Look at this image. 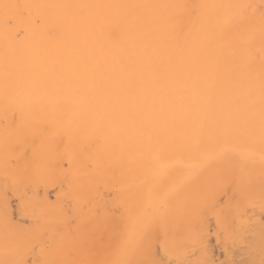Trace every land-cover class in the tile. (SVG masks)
Instances as JSON below:
<instances>
[{"label":"bare ground","instance_id":"1","mask_svg":"<svg viewBox=\"0 0 264 264\" xmlns=\"http://www.w3.org/2000/svg\"><path fill=\"white\" fill-rule=\"evenodd\" d=\"M259 1L0 0V109L29 112L0 146L18 205L24 196L44 207L70 195L96 201L110 189L126 210L130 264H212V221L228 264L238 254L227 247L239 244L247 257L235 264H264V214L251 213L264 211ZM11 208L2 209L26 211ZM21 214L14 229L0 223V264H69L61 250L71 227L44 216L52 228L36 220L34 229ZM113 217L87 225L107 226L100 243L107 231L116 237Z\"/></svg>","mask_w":264,"mask_h":264},{"label":"rangeland","instance_id":"2","mask_svg":"<svg viewBox=\"0 0 264 264\" xmlns=\"http://www.w3.org/2000/svg\"><path fill=\"white\" fill-rule=\"evenodd\" d=\"M255 6L258 8V7H260V6H262V8L259 10V11H263L264 10V0H260L259 2H257L256 4H255ZM17 107H15V109H14V107H12L11 108V111H10V108H2V109H0V126H4V130L1 132V134H4V138L2 137V138H0V146H1V142L3 141V139H4V141H7V142H12L13 141V139L11 138V136L9 135V133H7L8 132V130H11L12 131V129H16V126L18 125V124H20V119L22 118V116H24V115H22L21 116V113L24 111L23 109H16ZM15 110V111H13V110ZM26 112V115H28V113H27V111L25 110L24 111V113ZM14 113V114H13ZM23 114V113H22ZM25 115V116H26ZM12 117H14V118H12ZM7 133V134H6ZM2 147H0V149H1ZM8 164V165H7ZM6 166H8V168H10V170L6 167ZM5 168H7V169H5ZM7 170H9V172H11V173H15V171H14V169H13V165H10V162H7L6 160H5V158L3 157V155H2V152H0V175H3L0 179H2V178H4V176H6L5 177V179L7 180V181H5V182H1V185L3 186V188H2V186H1V190H3L5 187H6V189L3 191L4 193H6V191H7V193L5 194V195H9L10 193H11V195L10 196H8L9 198H5V197H7V196H4V194H3V196L4 197H2L1 198V196H0V200H1V202H2V206H4V202H5V206H6V203L9 205V209H7V207H6V209L4 208V207H1V205H0V208H1V210H0V212L1 213H3L4 212V210H10V208H11V206L15 209V207L17 208V207H19L20 208V210H22L23 209V207H25L24 208V210H26V211H24V212H22V211H20L19 209H17V210H19L20 211V213L17 211L16 213L14 212L15 210H13V208H11L12 210H13V212H10V211H6V212H4V215H2L1 213H0V223L1 224H3V225H7L8 224V226H9V228H11V229H14V224H13V222L15 221V220H18V218L19 217H22V216H19V214H21V215H23L24 217H25V215H26V218L25 219H23L24 221H25V223H24V221L21 219L20 221L22 222L23 221V224H26V222L29 224L28 226H30V227H32L31 225H33L34 226V229H36L37 227H36V224L37 223H39V222H43V223H46V224H48V226H49V228H52V226L53 225H51V223L52 224H57V225H63V224H68L70 227H71V230L73 231L72 232V234L69 236V237H72V236H74L75 238H82V243H80V242H75V238L73 237L72 239H71V241L70 242H68V244H65V246H62V252L64 253V256L66 257V256H68L67 258H66V260L67 261H69L68 263L69 264H84V262H85V264H99V263H101V264H130L129 263V259H128V255H129V248H128V246H127V242H124L125 241V239H123V235H122V237L120 236L121 235V233H122V231L123 232H125V230H126V222H125V220H124V225H122L121 226V224H120V222H121V220L124 218V212H126V210H124L123 208H122V205H120L119 203H121V202H119L118 204H114V202L112 201V199L114 198L113 197V195H112V193L110 192L111 190L109 189V190H107V194L108 195H106V191H105V195H106V197L107 198H104V196L102 195V198H101V196H100V200L98 199V196L96 197V201H98V202H96L95 200L93 201V200H91V199H95V197L94 198H90V199H82L81 197H78V196H71L70 195V197H71V199H70V197L69 198H65V199H63L62 200V202H61V206H57V205H55V206H51V207H44V206H39L38 205V203L35 201V199L33 198V197H22V202H21V206L20 205H18L19 204V200H17V198H18V196L17 195H15V191H16V189H15V191L13 190V188H17L18 186H19V184H17L16 182H13V180L11 179V177L6 173L7 172ZM16 174V173H15ZM3 181H4V179H2ZM11 181V182H10ZM8 184H7V183ZM7 185V186H6ZM8 185L9 186H11V187H8ZM18 185V186H17ZM11 188V189H10ZM10 189V190H9ZM0 190V191H1ZM9 192V193H8ZM48 201H51V202H53L54 200H55V197H56V195H55V192H56V187H50V189L48 190ZM109 192V193H108ZM2 193V192H1ZM12 193H13V197H11L12 196ZM110 196V197H109ZM10 197H11V199H10ZM17 197V198H16ZM223 196L222 195H220L219 196V199H218V203H220V205H221V203L223 202V199H224V197L222 198ZM15 200H14V199ZM110 198H112L111 200H110ZM4 199H5V201H4ZM7 199H9V201H10V203H9V201H7ZM66 199L68 200V201H66ZM69 199H70V203H69ZM106 199V200H105ZM89 200V201H88ZM105 200V203L106 202H109V203H103V205H100V204H102V201H104ZM4 201V202H3ZM17 201V202H16ZM35 202L34 204H33V202ZM64 201H66V202H64ZM91 201H93V202H91ZM120 201H121V199H120ZM221 201V202H220ZM64 202V203H63ZM68 202V203H67ZM77 202H78V204H77ZM88 202H89V205H88V207H86V205L88 204ZM110 202H112L111 204H110ZM68 204V208L66 207V205H63V204ZM17 204V205H16ZM37 204V205H36ZM70 204V205H69ZM92 204V205H91ZM104 204L105 205H107L106 207L104 206ZM16 205V206H15ZM83 205H85V207H84V209L82 210L81 208H83ZM15 206V207H14ZM23 206V207H22ZM97 206H98V208H97ZM116 206H119L118 208L116 207ZM29 207V208H28ZM61 207H62V210L63 211H61ZM65 207V208H64ZM71 207V208H70ZM95 207H96V209H95ZM250 207V206H249ZM4 210H3V209ZM33 208V209H32ZM66 208L68 209V211L66 210ZM107 208V209H106ZM33 211H32V210ZM76 209V210H75ZM64 210H66V212H68V213H65V211ZM110 210V211H109ZM114 210H118L117 212H115ZM249 210H251L250 208H248V206H247V213H250L249 212ZM254 210L255 211H252L251 210V213L253 212V213H255L258 217L259 216H261L262 217V213L264 214V211H262L261 212V210L260 211H258V212H256V208H254ZM33 213H32V212ZM38 211V213H36ZM120 211V212H119ZM9 212L10 213H12V215L11 214H9ZM28 215H27V214ZM119 213H121V215L119 216V218H118V215H119ZM7 214V215H6ZM25 214V215H24ZM33 216H32V215ZM71 214V215H70ZM113 214H114V217H113ZM117 214V215H116ZM6 215V216H5ZM10 215L12 216L11 218H10ZM15 215H17V216H15ZM31 215V216H30ZM38 215L40 216V217H38ZM41 215H43V216H41ZM77 215V216H76ZM19 216V217H18ZM29 218H28V217ZM44 216L45 217H47V219L51 222V223H48V222H46L45 220H44ZM68 216V217H67ZM115 216H117V217H115ZM13 217H15V218H13ZM71 217H73V218H71ZM115 218V219H117L118 221H117V226H118V228L116 229L117 230V235H116V237L119 239L117 242H114V239L116 238V237H114V236H112L111 234H112V232L110 233V232H108L107 231V234L106 235H104L103 234V237L102 238H100L101 240H102V243H100L97 239H98V237H99V235L102 233V231H106V230H108V229H105L107 226H105V227H103L102 229H95V228H89V229H87V225L89 224V222L93 219V218H100V219H107V220H110L111 218ZM263 218H264V216H263ZM20 219V218H19ZM26 219H27V221H26ZM33 221L34 219V221H36V220H38L39 222H37L36 221V223H34V221L32 222L31 220ZM70 219V220H69ZM259 219H260V217H259ZM213 219H211L210 221H212ZM264 220V219H263ZM262 220V218L260 219V221H263ZM59 223V224H58ZM214 223V224H213ZM211 224H213L212 225V227L215 225V222L214 221H212V222H210V224L208 225V227H210V228H208L207 229V231H206V233H208V235H212L213 236V238H211L210 236H208L207 234H206V236H207V238L209 237V239H211V241L213 242V243H211L212 245H211V247H212V250H213V247H214V251H212V254H213V256H211L212 258H214L213 260H214V262L216 261V262H218V264L220 263V264H228L229 262L227 261L228 259H227V255L225 256L224 255V253L223 252H225V250H226V247H225V245L227 246V244H224V245H222V243H220V240H222L221 238H219V234L217 233V231H216V226H215V228L213 227H211L210 225ZM26 226V225H25ZM30 227H28V228H30ZM33 228V227H32ZM82 229H84L85 231H83ZM208 230L210 231V232H212V233H210V232H208ZM212 230V231H211ZM210 233V234H209ZM214 234H216L215 236L216 237H218L217 239H220V240H217L216 239V237L214 236ZM217 234H218V236H217ZM119 235V236H118ZM215 237V238H214ZM64 238H65V236H64ZM122 238V239H121ZM87 239H93V240H95V243H94V241H87ZM209 239H207V240H209ZM216 240L218 241V242H216ZM157 241V240H156ZM155 241V242H156ZM210 241V240H209ZM154 242V243H155ZM221 242H223V241H221ZM124 243H125V245H124ZM217 243H220L222 246V248L221 247H219V245L217 244ZM207 244H208V242H207ZM214 244V245H213ZM33 245V244H32ZM155 245V246H154ZM196 245V244H195ZM243 244H239V245H234L235 246V248H233L232 250L233 251H230L231 250V248H230V250H229V247H227V249H228V252H233L234 254L233 255H236V254H238V256H239V258L241 257V256H243V257H245L243 254L241 255V253H244L243 251L240 253V251L239 252H237V248L236 247H238V248H240L241 246H242ZM35 247L33 248V249H35L34 250V252H33V250H32V252H31V249H27L26 250V253H25V256H24V258L26 257V259L27 260H29V261H27L28 263H31V261H32V256H33V258H34V256L37 254L36 253V251H37V249H38V247H39V244H35L34 245ZM37 246V247H36ZM156 246H158V248L156 247ZM191 246H193L192 248L194 249V250H192V253H196V251H198V249L199 248H195L196 246H194L193 244L191 245ZM207 246H209V248H210V253H211V247H210V244L209 245H207ZM231 246H233V245H230V247ZM157 249H156V248ZM122 248V249H121ZM152 248L154 249V251H155V254H156V251H158V253L156 254L158 257H159V255L161 254L160 252H162V248H161V244H159V243H155V244H152ZM161 248V249H160ZM208 248V249H209ZM242 248V247H241ZM240 248V249H241ZM156 249V250H155ZM234 249H235V251H234ZM91 250H93L94 252H92ZM119 250V251H118ZM224 250V251H223ZM242 250V249H241ZM27 251H28V254L29 255H27ZM73 251V252H72ZM118 251V252H117ZM122 251V252H121ZM70 252V253H69ZM120 252V253H119ZM127 252V253H126ZM32 253H33V255H32ZM93 254V256H92V254ZM123 253V254H122ZM160 253V254H159ZM163 253V252H162ZM225 253H227V251L225 252ZM240 253V254H239ZM122 254V255H121ZM189 254H191L190 252H189ZM188 254V255H189ZM211 254V255H212ZM32 255V256H31ZM91 255V259L89 258V256ZM162 255V254H161ZM194 255H196V254H194ZM193 255V256H194ZM223 255H224V257L226 258V260H224L225 258L223 257ZM192 256V255H191ZM237 256V255H236ZM238 256H237V259H239L238 258ZM29 257V258H28ZM119 257V259H118V261L116 260L117 258ZM223 257V258H222ZM234 257V256H233ZM232 257V260L230 261V263L231 264H235L238 260L235 258V260H233L234 258ZM247 257V256H246ZM37 257L35 256V259H36ZM92 258L95 260L94 262H96V263H93L92 261ZM212 258H211V263H212ZM106 259H108V260H106ZM167 258H165V260H164V258L162 259V261H164V262H162V263H164V264H173V263H175V262H173V263H170L171 262V260L169 259V262L166 260ZM216 259H218V260H216ZM241 259H244V258H241ZM36 260H38V258L36 259ZM117 262H116V261ZM120 260H121V262H120ZM223 260V261H222ZM246 260V259H245ZM76 261V262H75ZM107 261V262H106ZM222 261V262H221ZM228 263H227V262ZM115 262V263H114ZM168 262V263H167ZM212 263V264H217V263ZM161 263V264H162ZM17 264H22V263H20V262H18Z\"/></svg>","mask_w":264,"mask_h":264}]
</instances>
